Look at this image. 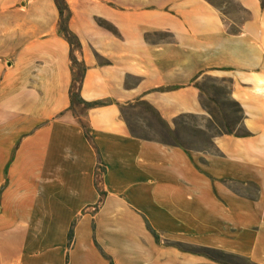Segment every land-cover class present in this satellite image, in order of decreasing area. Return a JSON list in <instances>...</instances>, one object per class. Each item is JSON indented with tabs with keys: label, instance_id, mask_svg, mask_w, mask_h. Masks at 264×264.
<instances>
[{
	"label": "crops",
	"instance_id": "obj_1",
	"mask_svg": "<svg viewBox=\"0 0 264 264\" xmlns=\"http://www.w3.org/2000/svg\"><path fill=\"white\" fill-rule=\"evenodd\" d=\"M66 1L80 96L106 104L71 109L54 0L35 8L33 36L1 21L0 264H219L171 242L264 264V0ZM205 75L226 85L248 135L190 150L169 140L181 117L208 116ZM139 102L167 139L134 133L124 111Z\"/></svg>",
	"mask_w": 264,
	"mask_h": 264
},
{
	"label": "rangeland",
	"instance_id": "obj_2",
	"mask_svg": "<svg viewBox=\"0 0 264 264\" xmlns=\"http://www.w3.org/2000/svg\"><path fill=\"white\" fill-rule=\"evenodd\" d=\"M225 10H234L235 4L231 0H213ZM52 4L49 0H0V26L5 19L11 22L7 34L16 37L17 35L30 37L41 29L37 21L38 14L35 11L37 6L47 7ZM1 30V28H0ZM10 45L0 44V48H7ZM197 85L201 90V99L208 114L207 117H184L177 120V127L172 133V140L178 145H182L190 150L213 151L212 138L225 131H232L234 134H242L244 129L241 125V114L230 102V97L226 94L225 84L217 81L210 75L203 76ZM129 119L134 133L146 137L167 139L164 135L165 130L157 121L156 115L147 110L142 105L136 104L124 111ZM167 141V140H166ZM172 245L181 250L189 252H201L205 258L219 264H255L250 259L230 253H218L210 248H196L189 245L171 242ZM220 251V250H218ZM228 254V255H227Z\"/></svg>",
	"mask_w": 264,
	"mask_h": 264
},
{
	"label": "trees",
	"instance_id": "obj_3",
	"mask_svg": "<svg viewBox=\"0 0 264 264\" xmlns=\"http://www.w3.org/2000/svg\"><path fill=\"white\" fill-rule=\"evenodd\" d=\"M54 1H55V4H56L57 8H58L59 14H60V30L63 33L64 37L67 39V41L71 45V60H72V71H73L72 85H71V88H70L71 109L74 110V108L76 106H79V105H83L85 109H89V108H92V107H95V106L105 105L106 102H103V101L85 102L80 96V90H81V87H82V82H83V78H84V75H85L86 67H85V65L82 62L78 61L77 57L74 55V48L78 46V41H77L76 36L69 29V21L71 19V15H72L71 9H70V7H69V5H68L66 0H54ZM208 1L214 3L213 0H208ZM226 94L228 95V97H230L228 91L226 92ZM230 102L235 107H237L238 112L241 114V116L243 118L242 109L239 106V104L237 102L233 101L232 99H230ZM138 104L142 105L147 110L153 112L156 115V117L158 118V120L164 126H167L159 118L158 114L155 112V110L150 105H148L145 102H139ZM184 117H189V116H184ZM184 117H181V118H184ZM242 118H241V123H242ZM80 123H81V125L84 128L86 138L91 140L90 133H89V128L86 126V124H84L82 122H80ZM243 129H244V127H243ZM222 134H234V133L232 131H225V132H221V133H219L217 135H222ZM235 135L245 136V135H248V132L244 129V132L242 134H235ZM101 172H104V168H101ZM99 183H100V179H98L97 182H96L97 189H98L99 192L104 194L103 191H101V189L99 188ZM147 228L152 232V234L155 236V238L158 241L159 237L156 234V232L151 228L149 223H147ZM72 234H73V228L70 229L69 237H72ZM209 251H215V252L222 253V254L226 255L225 253H223L221 251H218V250H215V249L214 250H209ZM197 253H201V252H197ZM230 255L231 256H235L234 254H230Z\"/></svg>",
	"mask_w": 264,
	"mask_h": 264
}]
</instances>
